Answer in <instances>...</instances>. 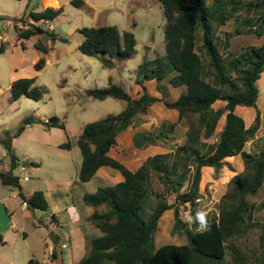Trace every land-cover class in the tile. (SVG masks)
Listing matches in <instances>:
<instances>
[{
  "label": "trees",
  "instance_id": "1",
  "mask_svg": "<svg viewBox=\"0 0 264 264\" xmlns=\"http://www.w3.org/2000/svg\"><path fill=\"white\" fill-rule=\"evenodd\" d=\"M158 1L164 8L166 58L156 56L139 65L137 80L142 85L141 95L133 98L113 82L106 87L86 90L90 97L119 98L126 106L118 114H108L84 125L75 143L82 157L78 178L88 182L100 167L111 166L118 169L124 179L84 195V202L94 209L89 220L101 234L89 240L88 251L78 264H259L244 251L240 239L256 226L257 206L249 198L264 185V150L248 152L245 149L260 128V116L257 113L254 122L247 127L235 109L237 106L256 107L259 98L257 81L264 71V41L260 42L264 38V0ZM71 2L77 7L85 4L84 0ZM242 10L246 12L244 18L239 15ZM63 11L62 5L32 11L31 21L26 24L22 18H14L17 38L23 48L24 40L39 36L46 41L38 39L36 48L44 55L49 53L55 41L61 38L40 23L53 20ZM231 20L237 22L234 30L237 35L243 32L242 25L244 32L255 34L258 42L244 43L239 47L243 50L231 49L232 31L219 33ZM80 31L84 39L79 50L99 58L107 67L114 66L110 58H130L136 51L137 40L131 30L121 32L116 25H99L82 27ZM3 49L4 44H1L0 51ZM44 55L34 65L37 71L45 65ZM170 71L176 72L169 78L170 84L184 85L186 91L173 101L150 95L143 81L156 79L159 82L168 77ZM35 83V77L16 79L10 87L11 99L15 101L21 96L41 99L45 90ZM156 101H163L167 108L178 112L179 120H185V141L173 151L147 157L139 168L131 170L108 152L116 144L117 136L139 123L140 115ZM217 102L223 105L216 107ZM223 116L224 124L217 140L209 142ZM37 122L47 127H65L64 121L56 115L42 120L30 114L20 121L15 131H3L0 142L7 150L11 167L0 171V180L4 185L17 188L28 206L46 210L48 202L44 192L37 190L25 196L21 193L20 177L14 173L19 159L12 140ZM175 125L171 122L168 128L157 129L154 134L165 136L173 132ZM144 136L151 139L153 134ZM72 146L71 141L60 144L62 148ZM234 156L242 157L246 170L231 179L230 190L221 198L217 220L204 230L199 228L198 221H183L180 206L189 205L192 213L201 197L202 169L212 167L217 176L224 160ZM168 195H174L172 203ZM258 207L264 208V203ZM169 209H173L174 214L172 233L185 235L186 243L157 247L158 223ZM2 240L0 234V242ZM261 247L260 262L264 259V228ZM27 264L42 262L31 258Z\"/></svg>",
  "mask_w": 264,
  "mask_h": 264
},
{
  "label": "rangeland",
  "instance_id": "2",
  "mask_svg": "<svg viewBox=\"0 0 264 264\" xmlns=\"http://www.w3.org/2000/svg\"><path fill=\"white\" fill-rule=\"evenodd\" d=\"M64 7L63 13L48 22H39L46 30H54L61 38L53 44V49L46 55L36 48L35 43L44 37L32 36L22 41L17 38L14 18H22L26 23L31 21L30 13L43 9L42 0H0V46L4 44L3 51H0V131H15L20 121L30 115L36 114L38 118L46 120L54 115L64 121L65 127H47L41 122L28 126L20 136L13 138L12 147L14 153L20 160L21 165L28 161L43 160V170L45 175H57L59 172L64 176L73 175L76 171L74 158L78 153L75 144L82 128L86 123L104 118L108 114H118L126 106V102L119 98L107 97L103 100L95 99L87 95L86 90L91 88H102L110 82L122 86L129 94L135 97L141 93L142 85L138 83V68L145 60L154 59L156 56L166 58L164 44V8L158 0H84L85 4L77 7L72 4V0H59ZM247 1V0H245ZM253 1V0H250ZM211 2V0H207ZM241 18L246 16L244 10L239 12ZM23 24V23H22ZM24 25V24H23ZM99 25H116L118 29L131 30L136 37V51L130 58L119 59L110 58L114 62L113 67H107L103 62L93 56L83 54L79 50V45L84 39L80 29ZM237 22L234 20L220 28V35L226 31H232L231 49L239 48L244 43H256L258 40L252 32H244V27L240 35L234 31ZM44 41L46 39L44 38ZM264 38L260 40L263 42ZM51 45V42H50ZM243 50V48H239ZM45 56L46 62L42 70L37 71L35 63L41 56ZM109 58V57H108ZM172 72L170 71L168 77ZM12 74L24 77H35L36 85L45 90V94L39 100L27 96H21L18 100H12L10 95V79ZM143 84L144 81H143ZM160 90L163 98L173 100L176 98L178 88L168 85ZM153 83L145 85L149 93L155 92ZM141 86V87H140ZM259 88L258 108L263 110L262 127L250 140L245 149L248 152L264 150V71L257 81ZM222 105L217 102L216 107ZM147 115H154L158 118L152 130V138L148 139L143 133H129L137 145V154L131 157L138 164L147 156L159 152L173 151L178 145L184 143L187 126L185 120L182 124L176 123L173 132L165 136L158 137L157 129L168 128L176 110L163 108L162 103H155L150 108ZM141 114V124L144 115ZM237 113L245 117L247 123H253L256 111L250 113L239 110ZM170 114V115H169ZM175 118V117H174ZM224 118V117H223ZM224 123L221 119L216 133L208 139L215 142ZM183 126V127H182ZM142 129V128H139ZM153 129V128H152ZM71 141L74 149L62 148L59 143ZM7 150L0 142V156H6ZM42 158V159H40ZM61 170H60V168ZM25 172H20L18 168L14 171L19 174L21 180L24 176H29L31 181L35 180L33 165H28ZM245 164L241 156L228 157L224 160V165L214 176V168L204 167L200 180L199 190L201 197L198 199L194 210L191 213L189 205L180 206V216L183 221H198L197 215L200 212L207 213L208 224L217 220L219 214V204L221 198L230 188V181L238 173L245 172ZM97 180H94V183ZM89 190H94L88 186ZM257 208L255 210L256 226L243 238L240 245L244 251L259 264H264V259L260 262L262 253L261 236L264 226V208L258 207L264 203V185L259 192L249 198ZM168 201H174V195H168ZM150 206V205H149ZM150 208V207H149ZM150 210V209H149ZM174 223L173 209L166 210L158 223V230L155 235L157 247L164 244H183L186 237L183 234H173Z\"/></svg>",
  "mask_w": 264,
  "mask_h": 264
},
{
  "label": "crops",
  "instance_id": "3",
  "mask_svg": "<svg viewBox=\"0 0 264 264\" xmlns=\"http://www.w3.org/2000/svg\"><path fill=\"white\" fill-rule=\"evenodd\" d=\"M42 3L43 9L48 6L55 8L61 6L59 0H42ZM18 24L23 26L22 22H18ZM175 74L176 72H172L169 77L159 82H157L156 79L144 80V85H147L148 82L153 83L156 91L149 94L162 98L163 95L160 86H167L164 84L165 80L168 81V85H171L169 78ZM16 79H19V76L12 74L10 87L12 82ZM174 88H178L179 90L177 91L176 98L173 100H176L181 93L186 91V86L184 85ZM0 91H2L1 86ZM142 91L141 87V93ZM137 93L138 92H136L135 97H132L137 98L141 95V93L138 95ZM157 102L162 103L163 108L166 107L163 101H156L148 107V111L150 108H153ZM252 109L256 111L255 117L257 113H259L260 130L263 122V110L258 108V104L256 107L237 106L235 112L237 113L239 110H245V112L250 113ZM170 116L173 117V120L171 119L170 122H176L179 125L182 124L183 121L179 120L178 112ZM223 117L221 119H225ZM241 117L245 120L244 116ZM143 118L145 121L139 124V126H137L138 124H133L121 132L117 136L116 144L108 152L111 157L119 160L131 170L139 168L149 156L138 164H135V161L132 160L131 157L137 154V145L129 133H143V136L145 133H152V130L155 129L153 124H156L158 120L153 114L147 115V113ZM245 123L247 127L252 124L247 123L246 120ZM161 129L162 128H160V130ZM184 130L187 131V126H184ZM1 134L2 131H0V135ZM60 144L61 143H59V146ZM75 146L76 145L72 146L70 150L74 149ZM76 148H78V146ZM74 163L76 171L73 175L64 176V173L59 172L57 175L48 176L42 172L43 160H41V162L35 160L28 161L24 165V171H20L21 163L20 160L18 161L16 168H18L20 172H25L28 165H33L36 169L34 171L36 178L33 181H31L29 176H27V180L24 179V181H22L19 174L14 171V173L20 177L22 186L21 193L25 196H29L37 190H42L48 202V209L46 210L32 208L28 206V204L23 205L24 199L20 191L17 188L4 185L0 180V234L3 235V240L0 242V264H27L31 258L40 260L42 264H78L86 255L89 240L99 236L101 232L89 220L94 209L84 202L83 197L86 193L95 192L102 186L118 183L122 181L124 177L118 169L112 168L111 166H102L90 181L81 182L78 178L79 167L82 163L79 148L74 158ZM10 167L11 161L8 154L6 156H0V171H7ZM94 180H97V182L94 183ZM88 186H92L94 190H89ZM51 233L54 239H51Z\"/></svg>",
  "mask_w": 264,
  "mask_h": 264
},
{
  "label": "clouds",
  "instance_id": "4",
  "mask_svg": "<svg viewBox=\"0 0 264 264\" xmlns=\"http://www.w3.org/2000/svg\"><path fill=\"white\" fill-rule=\"evenodd\" d=\"M207 213L206 212H200L198 213L197 215V220H198V223H199V228L201 230H204L208 227V222H207Z\"/></svg>",
  "mask_w": 264,
  "mask_h": 264
},
{
  "label": "built area",
  "instance_id": "5",
  "mask_svg": "<svg viewBox=\"0 0 264 264\" xmlns=\"http://www.w3.org/2000/svg\"><path fill=\"white\" fill-rule=\"evenodd\" d=\"M25 170V166L24 165H21L20 166V171H24ZM23 179H25V180H27L28 179V177L27 176H24V178ZM23 205H27V202L26 201H24L23 202Z\"/></svg>",
  "mask_w": 264,
  "mask_h": 264
},
{
  "label": "water",
  "instance_id": "6",
  "mask_svg": "<svg viewBox=\"0 0 264 264\" xmlns=\"http://www.w3.org/2000/svg\"><path fill=\"white\" fill-rule=\"evenodd\" d=\"M50 237H51V239H54L53 236H52V233L50 234Z\"/></svg>",
  "mask_w": 264,
  "mask_h": 264
}]
</instances>
